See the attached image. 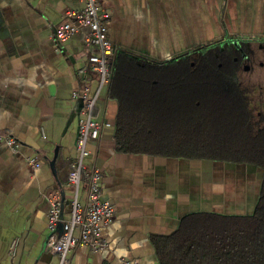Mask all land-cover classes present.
<instances>
[{
  "label": "crops",
  "instance_id": "1",
  "mask_svg": "<svg viewBox=\"0 0 264 264\" xmlns=\"http://www.w3.org/2000/svg\"><path fill=\"white\" fill-rule=\"evenodd\" d=\"M101 4L110 10L113 45L145 61L168 62L216 42L264 49V0ZM82 5V0H0V264L59 263L46 247L48 195L65 193L84 104L79 91L88 83L93 94L98 80L91 75L85 82L77 71L88 55V29L60 45L55 27L67 10ZM118 110L107 87L95 115L108 124L89 143L88 163L101 170L103 198L115 207L103 230L108 247L92 251L78 245L68 254L69 264H122L123 259L157 264L153 238L172 234L185 215L253 212L263 179L259 166L121 151L115 137ZM7 138L15 140V148ZM33 156L38 168L29 163ZM218 197L222 200L215 201ZM15 239L17 251L11 255Z\"/></svg>",
  "mask_w": 264,
  "mask_h": 264
},
{
  "label": "trees",
  "instance_id": "2",
  "mask_svg": "<svg viewBox=\"0 0 264 264\" xmlns=\"http://www.w3.org/2000/svg\"><path fill=\"white\" fill-rule=\"evenodd\" d=\"M215 46L156 63L117 51L109 96L119 150L264 171V75L248 80L232 46ZM153 243L157 264H264V173L252 213L192 212Z\"/></svg>",
  "mask_w": 264,
  "mask_h": 264
},
{
  "label": "built area",
  "instance_id": "3",
  "mask_svg": "<svg viewBox=\"0 0 264 264\" xmlns=\"http://www.w3.org/2000/svg\"><path fill=\"white\" fill-rule=\"evenodd\" d=\"M102 1L82 0V7L67 10L55 27V38L60 45L88 29L85 37L88 55L77 71L85 82L91 75L98 80V88L93 94L88 83L79 91L84 104L79 117L75 156L64 186L65 193L61 195L60 191L53 190L48 195L50 235L46 247L59 256L58 264H69L68 254L78 245L87 246L92 251L107 249L103 230L115 216V207L103 198L101 170L88 163L91 154L89 143L97 139L103 126L108 124L96 118L95 108L102 91L110 85L113 59L119 50L109 39L107 20L110 10L101 4ZM94 47L96 51L92 50ZM5 141L16 147L14 139L7 138ZM29 163L34 168L40 166L37 156L29 158ZM17 247L18 240L15 239L10 246L11 255H15ZM122 264L138 263L123 259Z\"/></svg>",
  "mask_w": 264,
  "mask_h": 264
},
{
  "label": "flooded vegetation",
  "instance_id": "4",
  "mask_svg": "<svg viewBox=\"0 0 264 264\" xmlns=\"http://www.w3.org/2000/svg\"><path fill=\"white\" fill-rule=\"evenodd\" d=\"M223 43L232 46V48L236 51L234 57H241L243 70L242 73L250 74L249 76H247L248 80H250L252 76L257 77L264 75V49H261V47L259 46H254L252 44H247L244 42H242L240 45L234 44L232 42ZM223 43L221 42V44ZM217 44H219V42L207 46L197 47L196 51L193 52L192 55L194 57H198L200 55V51L204 50V48L214 49L216 47L215 45ZM228 56L230 57V55Z\"/></svg>",
  "mask_w": 264,
  "mask_h": 264
},
{
  "label": "rangeland",
  "instance_id": "5",
  "mask_svg": "<svg viewBox=\"0 0 264 264\" xmlns=\"http://www.w3.org/2000/svg\"><path fill=\"white\" fill-rule=\"evenodd\" d=\"M246 75H247V76H249L250 74L246 73ZM245 77H246V76H245ZM252 77H254V76H252ZM252 77H251V78H252ZM256 80H258V79L256 78ZM228 173H229V172H228ZM218 198H219V199H218ZM218 198H217V199H215V201H217V200H222V198H221V197H218ZM230 205H232V203H231V202H230V203H229L227 206H230ZM223 207H224V206H223ZM223 207H222V208H223ZM219 210H220V209H217L216 211H219Z\"/></svg>",
  "mask_w": 264,
  "mask_h": 264
},
{
  "label": "water",
  "instance_id": "6",
  "mask_svg": "<svg viewBox=\"0 0 264 264\" xmlns=\"http://www.w3.org/2000/svg\"><path fill=\"white\" fill-rule=\"evenodd\" d=\"M178 58H179V57H178ZM178 58H177V59H178ZM217 162H221V161H217ZM261 170H262V172L264 173V171H263V169H262V168H261Z\"/></svg>",
  "mask_w": 264,
  "mask_h": 264
}]
</instances>
